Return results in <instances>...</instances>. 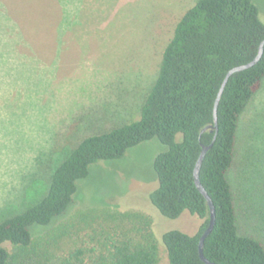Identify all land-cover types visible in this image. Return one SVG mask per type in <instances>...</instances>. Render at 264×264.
<instances>
[{
    "label": "trees",
    "instance_id": "1",
    "mask_svg": "<svg viewBox=\"0 0 264 264\" xmlns=\"http://www.w3.org/2000/svg\"><path fill=\"white\" fill-rule=\"evenodd\" d=\"M264 22L254 0H197L177 22L137 120L112 125L72 142L34 203L0 220V264H162L153 219L141 210L75 206L79 181L100 161L121 159L128 150L158 139L167 149L154 159L158 186L151 203L166 217L189 211L203 219L193 235L166 231L167 264H206L199 254L210 221L206 197L194 169L207 151L200 180L215 205V225L205 239V256L219 264H264V243L241 234L237 192L230 173L237 161L241 117L264 81V51L249 68L233 73L218 104L221 84L233 67L255 58ZM74 133L71 132L70 138ZM248 158L257 157L255 150Z\"/></svg>",
    "mask_w": 264,
    "mask_h": 264
},
{
    "label": "rangeland",
    "instance_id": "2",
    "mask_svg": "<svg viewBox=\"0 0 264 264\" xmlns=\"http://www.w3.org/2000/svg\"><path fill=\"white\" fill-rule=\"evenodd\" d=\"M196 2L0 0V220L42 197L73 141L140 117L164 48ZM254 2L264 22V0ZM238 147L230 178L239 231L264 243V81L241 117ZM166 149L152 139L93 164L73 203L147 213L162 264L163 234L193 235L203 223L189 211L168 218L151 203L153 162Z\"/></svg>",
    "mask_w": 264,
    "mask_h": 264
},
{
    "label": "water",
    "instance_id": "3",
    "mask_svg": "<svg viewBox=\"0 0 264 264\" xmlns=\"http://www.w3.org/2000/svg\"><path fill=\"white\" fill-rule=\"evenodd\" d=\"M263 51H264V40H262V42L260 44V47H259V52L255 56V58L253 60H251V61H249V62H247L245 64H241V65L235 66L231 70L228 71V73L226 74V76H225V78H224V80H223V82L221 84V87L219 89V92L217 94V97H216V100H215V104H214V121H215V124L206 126L202 131H205L208 128L218 129V104H219V101L221 99L224 87H225L228 79L230 78V76L233 73L241 71V70L246 69V68H249L252 65H254L255 63H257L260 60V58H261V56L263 54ZM215 137H214L213 141L209 145L203 144L201 153H200V155L198 157V160L196 162L195 169H194V177H195L196 185L198 186L200 191L203 193V195L206 197L208 205H209V208H210V221H209V224H208L207 228L204 230L203 234L201 235L200 243H199V254H200L201 259L206 264H219V263H216L214 261H211L204 254L205 239L212 232V230L214 228V225H215V205H214L213 199L211 198V196L209 195L208 191L203 186V184L201 183V180H200V169H201L204 157H205L207 151L212 147L213 142L215 140Z\"/></svg>",
    "mask_w": 264,
    "mask_h": 264
}]
</instances>
